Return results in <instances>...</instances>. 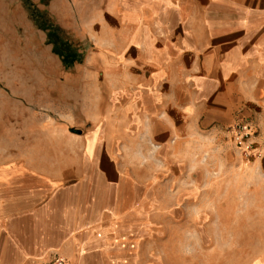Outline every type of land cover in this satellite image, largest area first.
<instances>
[{
    "label": "rangeland",
    "instance_id": "1",
    "mask_svg": "<svg viewBox=\"0 0 264 264\" xmlns=\"http://www.w3.org/2000/svg\"><path fill=\"white\" fill-rule=\"evenodd\" d=\"M139 1L0 0V195L8 204L19 187L87 185L79 156L95 142L129 178L103 179L124 195L110 247L85 251L88 264H264V82L214 74L213 121L176 114L173 156L160 147L168 139L149 131L148 114L126 112L140 105L131 104L140 82L163 68L177 70L175 86L189 96L203 68L187 53L169 65L164 51H189L184 23L206 2ZM228 16L212 14L214 25L237 21ZM240 26L264 27V14L232 27ZM173 85L156 90L168 97ZM227 86L253 91L228 122L217 103ZM247 124L253 135L238 144V126Z\"/></svg>",
    "mask_w": 264,
    "mask_h": 264
},
{
    "label": "crops",
    "instance_id": "2",
    "mask_svg": "<svg viewBox=\"0 0 264 264\" xmlns=\"http://www.w3.org/2000/svg\"><path fill=\"white\" fill-rule=\"evenodd\" d=\"M205 2V9L195 11L191 21L184 23L183 35L190 40L191 52H185L182 46L164 51L167 61L170 60L169 65L180 63L187 53L191 55L194 68H203V76H191L189 96L186 97L181 88L175 86L177 70L163 68L147 81L140 82V89L134 90L131 96L135 101L131 100V104L139 100L140 105L138 108L131 106L126 112L131 115L139 109L141 115L148 114L152 136L160 131L165 140L168 139L160 147L168 149L176 157L180 152L177 154L174 149L180 145L181 131L175 123L176 114L177 118L181 113L194 118L205 114L208 123L213 121L214 74L227 83L264 82V27H232L235 23L243 24L247 14H264V0ZM212 14L230 15L227 18L235 15L237 21L232 24L230 20H223L219 24L222 26H215ZM251 30L254 37H247ZM219 33L239 34V37L216 40ZM164 75L170 82L162 83ZM165 83L174 84L171 92L167 93L170 94L168 97L160 96L156 90ZM233 90L235 94L230 96L229 92ZM252 92L249 86L232 89L227 86V91L217 99L227 122L228 116L238 108L237 104L244 102ZM166 105L173 111L169 112V118L164 109ZM90 147H94L91 154L79 156L83 163L80 178L86 179L87 185L19 187L13 191L8 204L0 195V264H37L54 254L65 255L74 264H88L85 251L97 249L98 252L110 247L114 233L110 220L114 223L117 219V211L121 208L117 196L124 195V191L121 184H107L103 179L112 176L123 180L129 177L119 171L112 155L102 152L100 144L93 142Z\"/></svg>",
    "mask_w": 264,
    "mask_h": 264
},
{
    "label": "built area",
    "instance_id": "3",
    "mask_svg": "<svg viewBox=\"0 0 264 264\" xmlns=\"http://www.w3.org/2000/svg\"><path fill=\"white\" fill-rule=\"evenodd\" d=\"M238 144H246L250 137L253 135V131L249 128V125H239L238 126ZM251 147V144H248V148ZM37 264H74L70 258L61 254H54L51 258L46 260L38 261Z\"/></svg>",
    "mask_w": 264,
    "mask_h": 264
}]
</instances>
